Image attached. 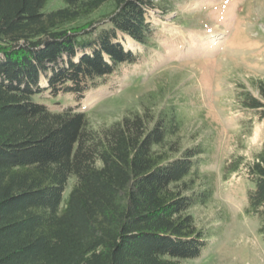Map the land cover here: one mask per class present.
I'll list each match as a JSON object with an SVG mask.
<instances>
[{
    "label": "trees",
    "instance_id": "1",
    "mask_svg": "<svg viewBox=\"0 0 264 264\" xmlns=\"http://www.w3.org/2000/svg\"><path fill=\"white\" fill-rule=\"evenodd\" d=\"M51 1L0 0V264L200 258L207 236L190 210L213 198L211 186L197 184L208 151L184 147L175 102L152 96L142 111L95 130L75 107L35 100L73 95L80 107L119 64L137 62L118 33L155 47L147 12L161 0H61L47 11ZM254 86L259 96L240 86L239 109L263 122L264 81ZM242 169L253 186L247 214L264 234V144L251 163L234 158L226 172Z\"/></svg>",
    "mask_w": 264,
    "mask_h": 264
},
{
    "label": "rangeland",
    "instance_id": "2",
    "mask_svg": "<svg viewBox=\"0 0 264 264\" xmlns=\"http://www.w3.org/2000/svg\"><path fill=\"white\" fill-rule=\"evenodd\" d=\"M155 4L158 7L147 12L156 32L155 47L136 43L139 47L131 49L129 37L118 33V41L137 56V62L119 64L106 86L88 93L80 107L73 95L49 100L46 92L45 99L35 100L54 110L75 107L87 114L95 130L142 111L152 96L175 102L185 121L184 147L203 143L208 151L197 184L211 186L214 192L208 204L190 210L206 233L207 245L200 258L183 264H264L261 221L247 214L253 186L244 169L226 172L234 158L251 163L264 144V121L255 112L241 111L237 99L241 85L259 96L254 84L264 81V0ZM63 6L61 0H52L47 11ZM112 8L108 5L96 18ZM41 85L46 87L45 78ZM90 96L95 100L88 103ZM73 183L69 182L65 199Z\"/></svg>",
    "mask_w": 264,
    "mask_h": 264
},
{
    "label": "bare ground",
    "instance_id": "3",
    "mask_svg": "<svg viewBox=\"0 0 264 264\" xmlns=\"http://www.w3.org/2000/svg\"><path fill=\"white\" fill-rule=\"evenodd\" d=\"M128 41H129V42H128V43H129V45H128L129 48H131V49H135V48H136V49H137V48L139 47V46H138V45H137V44H136L131 38H128ZM92 99L95 100V99H94V96H90V97H88V98L86 99V101H87L88 103H91V102H93Z\"/></svg>",
    "mask_w": 264,
    "mask_h": 264
}]
</instances>
